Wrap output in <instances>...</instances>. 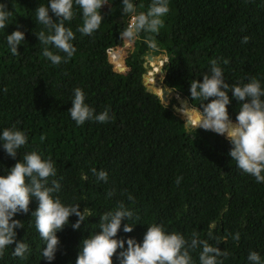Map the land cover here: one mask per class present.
I'll return each mask as SVG.
<instances>
[{
    "label": "trees",
    "instance_id": "obj_1",
    "mask_svg": "<svg viewBox=\"0 0 264 264\" xmlns=\"http://www.w3.org/2000/svg\"><path fill=\"white\" fill-rule=\"evenodd\" d=\"M132 2L137 12H146L151 0ZM0 3L13 13L7 27L0 29V134L15 128L27 136L15 158L5 153L0 141V175L7 174L26 153L36 151L42 159L50 158L57 170L48 181V186L53 179L61 185L53 198L65 206L79 203L81 211L89 207L93 213L78 230L71 227L77 217L70 216L69 224L56 233L60 245L49 262L42 257L46 242L31 215L38 207L32 198L29 212L13 217L24 224L15 231L17 240L29 246L27 259L12 255L13 244L5 249L0 264H75L83 239L99 231V216L114 212L120 202L133 212L128 220L134 224L133 231H123L124 220L116 237L125 240V249L127 238L142 242L147 227L159 224L166 232L180 233L186 239L196 232L215 246L216 239L208 235L211 230L222 241L217 247L229 253L226 259L220 258L223 264H251V251L264 262V183L243 173L231 160V145L224 136L185 125L174 108L175 99L161 101L144 83L146 54H151L147 74L151 84L157 82L153 71L159 70L160 53H164L163 85L201 110L199 101L191 100L190 84L210 74L213 59L230 87L255 78L264 89V0H169L164 27L155 35L156 49L145 43L144 33L132 48L123 47L119 33L130 16L122 13V0H108L102 6V23L91 36L77 31L83 24L82 9L74 3V17L64 24L75 33L76 52L60 65L43 56L45 46L36 35L42 30L49 34L35 10L47 7L49 0ZM49 15L58 19L51 10ZM17 29L24 32L25 41L18 45L19 55H13L6 38ZM245 36L249 39L242 43ZM115 48L110 55L109 50ZM114 54H118L119 65ZM224 59L229 63L224 64ZM76 88L83 90L85 103L96 114L107 109L111 119L78 126L68 111ZM154 88L160 93L162 86ZM228 95L227 110L235 120L240 104L231 91ZM92 168L106 171L107 182L98 181ZM177 177H182L179 185ZM109 191H114L111 197ZM237 232L238 242L233 240ZM201 250L190 252L194 264H200ZM117 255L113 264H119Z\"/></svg>",
    "mask_w": 264,
    "mask_h": 264
},
{
    "label": "clouds",
    "instance_id": "obj_2",
    "mask_svg": "<svg viewBox=\"0 0 264 264\" xmlns=\"http://www.w3.org/2000/svg\"><path fill=\"white\" fill-rule=\"evenodd\" d=\"M74 3L82 9L83 24L78 26L77 31L82 35L91 36L102 23L100 9L108 4V0H49L47 7L41 5L35 9L37 20L49 33L46 34L42 30L36 34L38 40L45 46L42 54L53 65L67 63L76 52L72 43L76 38L75 33L64 24V21H71L74 17ZM49 10L58 18L57 20H53ZM169 11V0H151L146 12H137L132 0H122V13L130 16L127 27L119 33L123 47L132 48L140 34L144 33L145 43L151 49H156L155 35L164 27V17ZM12 15L7 5L0 3V29L7 27ZM6 39L11 53L19 55L18 45L25 41L24 32L14 30ZM248 39L247 36L243 37L242 43H247ZM49 45L64 55L54 53ZM113 60L119 65L118 54L113 55ZM223 63L228 64L229 60L224 59ZM210 65V74H204L202 81L197 79L190 84L191 100L199 101L202 110L197 106L193 108L192 103L185 99L178 111L186 118L185 123L189 127L224 136L231 145L228 152L231 160L236 162L243 173L253 176L258 183H264V89L255 78L243 86L230 87L224 79L218 61L213 59ZM229 91L240 104L235 122L227 110V105L231 102ZM68 111L78 126L83 125L85 121L106 123L111 119L107 109L96 114L95 110L85 103V93L80 88L74 90V98ZM40 139L43 141L45 136L41 135ZM0 141L5 153L15 158L18 150L27 143V136L21 130L6 128L0 134ZM91 171L98 181L107 182L106 171H97L95 168ZM56 172L50 158L42 159L41 154L32 151L26 153L22 160H17L7 174L0 175V257H3L7 247L15 244L12 255L27 259L29 246L22 240H17L15 231L23 228L24 224L13 217L18 213H28L32 198H36L38 207L31 215L35 216V227L41 239L46 242L42 249V257L49 262L55 259L60 245L56 233L69 224L70 216L77 217L71 224L73 230L80 229L82 222L93 216L89 207H84L81 211L79 203L65 206L59 198H53L52 194L58 192L61 185L58 180L53 179L51 186H48V181L56 176ZM81 178L87 180V175H82ZM181 180L182 177H177L176 184L179 185ZM113 194L114 191L107 193L109 197ZM128 198L133 199L131 195ZM132 217L133 212L128 210L123 202L118 204L114 212L109 211L100 215L99 231L83 239V246L80 247L75 264H113L112 258L117 255L118 249L119 264H194L190 252L197 248L202 249L199 253L200 264H223L220 258L226 259L229 255L226 250L217 247L222 241L213 237L211 230L208 235L216 239L215 246L207 240L200 239L196 232L186 239L180 233L166 232L159 224L147 227L142 242L138 243L135 238H127L125 249V240L116 237L124 220L127 222L123 224V231L125 233L133 231L134 224L128 223ZM233 240L237 242L240 240L239 232L233 236ZM248 260L251 264H264L255 251L249 253Z\"/></svg>",
    "mask_w": 264,
    "mask_h": 264
},
{
    "label": "water",
    "instance_id": "obj_3",
    "mask_svg": "<svg viewBox=\"0 0 264 264\" xmlns=\"http://www.w3.org/2000/svg\"><path fill=\"white\" fill-rule=\"evenodd\" d=\"M150 56H151L150 53L146 54V57H147L148 59H150ZM164 60H166V57H165ZM164 60H163V61H164ZM163 61L161 62V65H162ZM144 65L147 66L145 61H144ZM123 68H124V66H123ZM160 70L162 71L161 67H160ZM144 83L148 84V77H147V74H144ZM157 86H158L157 83H156V82H153V83H151V84H148L147 89L153 91V92L156 93V94H158L159 97H160V99H161V101H163V102H168V101H169V96H168V95H169L171 92H173V90H171L170 88H168V87H166V86H162L161 92L158 93V92L155 90V88H154V87H157ZM175 94H176V93H175ZM175 99H176V102H177V103L174 104V108L178 111V109L180 108L179 105H182L183 101H184L186 98H185L184 96H176ZM193 108H194V107H193ZM185 119H186V118H184V120H185ZM233 122H235V120H233ZM185 125H187V124L185 123Z\"/></svg>",
    "mask_w": 264,
    "mask_h": 264
},
{
    "label": "rangeland",
    "instance_id": "obj_4",
    "mask_svg": "<svg viewBox=\"0 0 264 264\" xmlns=\"http://www.w3.org/2000/svg\"><path fill=\"white\" fill-rule=\"evenodd\" d=\"M112 51L110 52V55H111V53L112 52H114V50H116V48L115 49H111ZM124 52H123V54L125 53V50H123ZM158 55V54H157ZM160 55L162 56V61L165 59V57H166V55L164 54V53H160ZM156 56V55H155ZM155 58L156 57H154V59H152L153 61L155 60ZM150 61H151V59H148L146 56H145V62H146V65H147V71H146V74H148V70H149V68L151 67V64H150ZM161 61V62H162ZM160 67H161V63H160V65H159V70L158 71H153V75H154V77L156 78V80H157V85L158 86H164L163 85V81H162V71L160 70ZM148 85V84H147ZM175 93H178V92H171L168 96H169V101H170V99L173 97L174 99H175V97L176 96H178V95H176ZM179 94V93H178ZM179 96H181L180 94H179ZM174 104H176L177 102H176V99H175V101L173 102ZM179 106H181V105H179ZM195 108V107H194Z\"/></svg>",
    "mask_w": 264,
    "mask_h": 264
}]
</instances>
